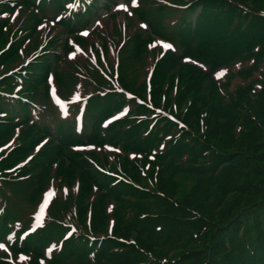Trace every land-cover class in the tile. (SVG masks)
Instances as JSON below:
<instances>
[{"label":"trees","instance_id":"obj_1","mask_svg":"<svg viewBox=\"0 0 264 264\" xmlns=\"http://www.w3.org/2000/svg\"><path fill=\"white\" fill-rule=\"evenodd\" d=\"M33 1L24 0L18 13L26 20L14 25L1 14L17 8L0 3V148L12 134L24 137L0 149V243L8 248L0 264H264V0H241L247 11L230 0H196L194 33L185 21L168 36L182 54L156 61L149 88V71L140 81L148 39L114 50L103 39L101 49L91 46L93 62L76 37L83 61L68 59L69 42L50 39L44 27L65 1L32 11ZM181 56L234 69L231 80L240 81L217 85ZM189 72L201 82H188ZM49 75L64 98L87 95L81 135L64 125L52 134L42 113L33 115V104L49 106ZM124 108L125 117L102 128ZM48 136L43 146L36 141ZM84 145L94 149H70ZM45 196L41 227L20 241ZM53 242L62 245L48 257Z\"/></svg>","mask_w":264,"mask_h":264},{"label":"rangeland","instance_id":"obj_2","mask_svg":"<svg viewBox=\"0 0 264 264\" xmlns=\"http://www.w3.org/2000/svg\"><path fill=\"white\" fill-rule=\"evenodd\" d=\"M123 1L124 0H100V1L99 0H96V1L89 0V3L92 4L91 6L95 7V9H94L92 15H89L90 16L89 22L84 24V26H85L84 31L85 32L89 31V30L91 31L93 29V26L96 24L97 21H102L104 23V25H107V23L109 21L108 19L112 16V14H117L114 18L119 23L123 22V14H129V13L128 12L115 13V10H117V12L121 10V9L118 10V7L120 4L124 3ZM23 2H24V0H0V3H2V4H7L9 7H12V8H17L16 11L2 13L1 14L2 17H4V18L8 17L10 19L9 20L10 23L13 25L16 24L17 22H20V23L24 22L26 20L27 13H25L24 16H23V14L20 16V13H18V12L23 11L26 8V4H23ZM105 2H107V4H105ZM129 2H132V0H128V3ZM116 4H117V8L115 9ZM29 8H31V10L33 11L35 9V5H31V6H29ZM122 9H126V7L122 8ZM194 18L195 17H193L191 20V26H190L191 30L190 31L193 30L192 24H193ZM104 28H105V26H104ZM135 30H137L142 35V37H144V39H141L140 41L148 39V41H147L148 43L146 44L145 51L142 52L143 48L141 49V52H142V57L140 56V60H142L141 70H144V68H145V70H144L145 75H142L141 79H140V81H142L145 79L147 71H149V70L153 71V68L156 65V60H157L159 51H156L155 48H153V46L150 42L149 36L144 35L143 31H147V27L145 25H143L142 22H139V21H137L136 24H134L133 27L130 28L129 30L127 29V33L125 34L127 39L125 40L124 45L128 41L131 43L130 40H132L134 37H136L137 32H135ZM159 32L164 34L166 32V30L164 28L160 27ZM113 33L114 32H112V37L115 39V41H118V39H116V36ZM159 44H161V43L159 42ZM178 44H180V42H178ZM131 56H134L136 58L138 55L135 56L134 54H132ZM182 63L184 65H189V66L193 67L194 69H196L197 72H199L201 74L209 76L211 78V80H213L217 85H221L222 83L227 81L228 85H229L228 89H231L235 84H237L240 81V79L238 77L231 80L230 75L233 73L234 69H228L226 67L218 68V69H208L207 66H205L202 63H199L196 60H193L191 62H186L188 64L184 63V61H182ZM148 74H147V77H148ZM253 76H255V74H253ZM186 79L188 82H193V81L197 82V83L201 82V77L199 75H197L196 73H190L189 72L187 74ZM192 84H194L196 86L195 90H198L199 84H195V83H192ZM56 85L57 84L54 83V86H56ZM224 90H221L222 94L224 93ZM173 91L176 92L177 88L174 87ZM50 115H52L50 117V121H54V122L57 121V118L53 115V113H51ZM47 122H48V120H47ZM27 128L28 127H26V126L22 127V129H27ZM36 139H37L36 141L39 142L40 146H43V144L48 143L50 141L48 139V137H45V139L36 137ZM22 140H24V137H23V135H19L18 132L16 135L12 134L9 137L6 144L1 146L0 149H2V151L7 150L10 146L15 145L16 143L19 144V142H21ZM131 158H133L132 155H131ZM63 189L65 191V194L68 196L67 188L63 187ZM70 194L74 195L73 191H69V195ZM32 209L34 210V208H32ZM32 209L29 212L33 211ZM40 262L42 263L43 261L41 260Z\"/></svg>","mask_w":264,"mask_h":264},{"label":"snow or ice","instance_id":"obj_3","mask_svg":"<svg viewBox=\"0 0 264 264\" xmlns=\"http://www.w3.org/2000/svg\"><path fill=\"white\" fill-rule=\"evenodd\" d=\"M133 2H134V0H133ZM119 6H121V7H123V4H120ZM70 7H71V5H70ZM97 23H99L98 21H97ZM85 35H87V33H84ZM168 47H170V45H167ZM34 211H35V209H34ZM44 211V205L43 204H41V205H39V213H42ZM39 213H37V219H39L40 218V216H39ZM0 247H3V245H0Z\"/></svg>","mask_w":264,"mask_h":264}]
</instances>
